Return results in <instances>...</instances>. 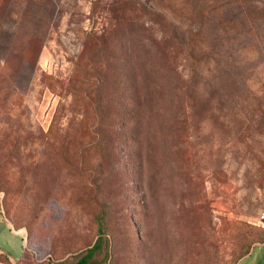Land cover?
I'll return each instance as SVG.
<instances>
[{
    "label": "rangeland",
    "instance_id": "obj_1",
    "mask_svg": "<svg viewBox=\"0 0 264 264\" xmlns=\"http://www.w3.org/2000/svg\"><path fill=\"white\" fill-rule=\"evenodd\" d=\"M29 2L15 0L13 20L0 19L7 32L10 24L15 33L51 34L35 78L24 71L21 107L8 113V103L0 102V217L23 233L21 243L25 235L27 264H74L99 239L100 223L101 264H238L263 242L264 3L246 0L244 13L234 9L236 30L212 25L221 37L234 38L219 42L227 48L240 42L248 59L229 94L208 105L200 76L191 90L189 67L172 71L171 81L168 66L154 109L142 108L139 146L122 141L115 150L91 147V130L109 129L110 118L119 128L136 106L114 86L97 109L101 124L67 129L65 119L86 107L91 115L95 101L67 94L65 76L84 43H96L92 62L117 71L123 62L135 66L125 56L133 53L153 79L156 27L137 16L135 3L121 0ZM47 74L60 78L52 82ZM126 128L133 135L132 124ZM77 133L83 143L66 147V135Z\"/></svg>",
    "mask_w": 264,
    "mask_h": 264
},
{
    "label": "trees",
    "instance_id": "obj_2",
    "mask_svg": "<svg viewBox=\"0 0 264 264\" xmlns=\"http://www.w3.org/2000/svg\"><path fill=\"white\" fill-rule=\"evenodd\" d=\"M14 1H1L0 4H3L0 6L2 24L13 20L15 13L11 6H14ZM32 1L30 0L29 3H34ZM245 2L246 0H121L124 5L135 3L138 11L137 16L152 22L158 31L156 41L158 45L156 44L152 52L151 67H154V78H150L149 72L144 76L140 67L136 66V57L133 53L125 56L131 61L133 60L135 66L131 67L123 62L117 71L112 66L105 68L99 60L92 62V55L98 54L95 47L97 45L96 43L94 46L84 43L81 52L76 56L72 73L65 76V80L71 86L66 87V93L73 97L81 94L82 102L91 100L95 102L92 105L91 115L87 113L88 108L86 107L87 109L84 108L81 113L80 117L82 118L77 116L66 118L67 129L68 126L75 123L74 126L82 127L85 132L83 127L88 128L91 124L92 126L101 124L103 120L97 115L99 112L97 109L109 102L112 93L116 91L114 86H117L120 94L126 93L129 103L136 106L133 109L134 113L124 116L119 128L112 126V122L116 123V121L110 118L112 121L108 124L109 129L91 130L95 139L89 141V144L91 147L98 144L99 147L103 146L104 148H110V144H112L115 150H118L122 141L127 144L132 142L139 146L141 141L139 127L142 120L144 121L142 108L146 106L150 110L154 109L155 94L161 93L159 91L162 85L161 80L165 79L163 70L168 66L170 67L168 78H171V81L172 71L180 67L183 71L185 67H189V77L186 82L191 90L193 87L189 84L195 81L197 76H200L208 105H213L212 102L217 94L219 96L223 93L229 94L232 79L237 75L239 77L248 59L244 54H241L243 47H240V42L237 46L232 45L231 48H227L219 42L221 40L223 43H227L234 38L230 39L232 36H229L228 33H224L228 34L226 38L221 37L214 29L216 26L212 25H217L225 32L236 30L233 27L238 24L235 20L237 18L233 16L232 11L240 8L244 13ZM262 2L264 3V0H260V5L263 4ZM11 27L13 26L9 24L7 32L6 28L0 25V102L8 103V113H13L21 107L25 82L24 71L26 68L31 70L30 81L35 78L40 53L51 38L50 33H15ZM87 39L100 40L95 33H88ZM159 45H164V51ZM164 55L170 60H164ZM46 78L52 82L58 80L53 74H47ZM245 81L246 77H243V85ZM49 86L54 87L52 83H49ZM176 90L174 94H179L180 90L177 88ZM128 123L132 124V128L134 127L131 130L133 135H130L126 128ZM72 136L66 135L67 141L63 142L66 147L69 148L74 141L83 143V134L77 133L76 137L74 134ZM100 231L101 235L97 242L86 249L74 264H101V261L96 258V253L105 239L101 223ZM250 250L251 248L243 256Z\"/></svg>",
    "mask_w": 264,
    "mask_h": 264
},
{
    "label": "crops",
    "instance_id": "obj_3",
    "mask_svg": "<svg viewBox=\"0 0 264 264\" xmlns=\"http://www.w3.org/2000/svg\"><path fill=\"white\" fill-rule=\"evenodd\" d=\"M21 234L0 217V264H27L26 237L22 243L17 239ZM238 264H264V241L256 243Z\"/></svg>",
    "mask_w": 264,
    "mask_h": 264
}]
</instances>
